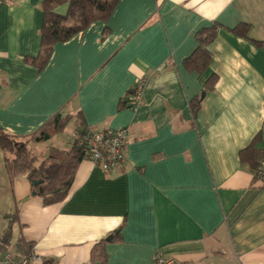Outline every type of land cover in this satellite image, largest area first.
<instances>
[{
    "label": "crops",
    "instance_id": "1",
    "mask_svg": "<svg viewBox=\"0 0 264 264\" xmlns=\"http://www.w3.org/2000/svg\"><path fill=\"white\" fill-rule=\"evenodd\" d=\"M42 2L0 0V126L42 159L69 151L78 127H126L125 161L103 171L84 158L68 196L45 204L27 176L10 177L0 150V243L17 211L9 250L22 256L23 237L31 264H94L101 241L107 264H156L157 253L175 264H264V161L256 178L240 160L255 138L264 154V0H118L108 21L54 45L40 70ZM242 23L249 37L232 31ZM213 25L210 64L189 69ZM139 79L140 104L125 105ZM57 114L73 117L32 141Z\"/></svg>",
    "mask_w": 264,
    "mask_h": 264
},
{
    "label": "trees",
    "instance_id": "2",
    "mask_svg": "<svg viewBox=\"0 0 264 264\" xmlns=\"http://www.w3.org/2000/svg\"><path fill=\"white\" fill-rule=\"evenodd\" d=\"M117 2L118 0H43L40 50L38 55L32 59L38 69L41 70L48 63L54 45L69 40L96 21H108ZM64 4L68 5L67 11L59 13L57 9ZM216 31L217 28L213 25L199 32V45L185 60L189 69L201 73L208 67L213 57L209 45L214 40ZM232 31L238 35L249 37L250 26L247 23H242L233 28ZM257 44L264 45V41H257ZM211 79L210 85H212L214 77ZM132 92L133 89L124 98L125 105H131ZM200 102L199 99L192 102L193 115H196L199 110ZM72 117V115H55L38 133L31 137V140L41 142L50 139L54 134L62 131ZM77 131H87V129L78 127ZM27 143L28 141L8 133L0 126V150L4 155L10 177L27 176L32 183L34 193L40 195L45 204L63 201L69 194L79 163L85 158L83 146L73 142L71 149L61 158L48 157L42 159L28 147ZM240 160L250 165L256 178L260 176L264 154L256 138L240 151ZM9 218V224L0 243V248L5 251L10 249L13 223L18 221L17 211L12 213ZM15 246L24 253L21 254L22 256L31 255L33 246L23 237L18 239ZM91 261L94 264H107L105 241L94 246ZM44 264L54 263L50 260L45 261Z\"/></svg>",
    "mask_w": 264,
    "mask_h": 264
},
{
    "label": "built area",
    "instance_id": "3",
    "mask_svg": "<svg viewBox=\"0 0 264 264\" xmlns=\"http://www.w3.org/2000/svg\"><path fill=\"white\" fill-rule=\"evenodd\" d=\"M144 87V79H139L134 85L130 97L132 107L136 108L140 104ZM73 142L83 146L86 159L103 171H109L121 166L125 161L128 129L124 127L117 130L76 131L73 134ZM260 174H262V170ZM33 257H35L34 254L20 256L8 250L0 257V264H31ZM156 264H173V261L166 260L161 253H157Z\"/></svg>",
    "mask_w": 264,
    "mask_h": 264
},
{
    "label": "water",
    "instance_id": "4",
    "mask_svg": "<svg viewBox=\"0 0 264 264\" xmlns=\"http://www.w3.org/2000/svg\"><path fill=\"white\" fill-rule=\"evenodd\" d=\"M116 232V231H115ZM114 232V233H115ZM112 237H113V233L107 238L108 240H111L112 239Z\"/></svg>",
    "mask_w": 264,
    "mask_h": 264
},
{
    "label": "rangeland",
    "instance_id": "5",
    "mask_svg": "<svg viewBox=\"0 0 264 264\" xmlns=\"http://www.w3.org/2000/svg\"><path fill=\"white\" fill-rule=\"evenodd\" d=\"M173 264H175V262H173Z\"/></svg>",
    "mask_w": 264,
    "mask_h": 264
}]
</instances>
